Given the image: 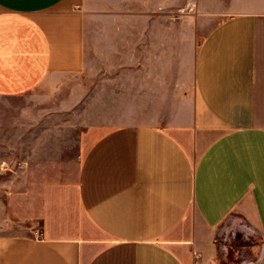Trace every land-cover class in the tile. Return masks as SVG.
Instances as JSON below:
<instances>
[{"label":"crops","instance_id":"0c3cea01","mask_svg":"<svg viewBox=\"0 0 264 264\" xmlns=\"http://www.w3.org/2000/svg\"><path fill=\"white\" fill-rule=\"evenodd\" d=\"M31 92L19 145L50 180L0 225V264H222L229 226L260 243L239 264H264V0H0V101Z\"/></svg>","mask_w":264,"mask_h":264},{"label":"rangeland","instance_id":"374dc122","mask_svg":"<svg viewBox=\"0 0 264 264\" xmlns=\"http://www.w3.org/2000/svg\"><path fill=\"white\" fill-rule=\"evenodd\" d=\"M223 4L218 3V6ZM82 78V76L75 77L72 82L66 83L56 99L58 145L57 155L53 156H57L59 160H67L75 152L77 129L72 124H80L83 121V99L80 96L84 85ZM33 97L34 92H31L22 97L0 101V225L4 222L7 225L16 222L29 223L37 196L35 192L41 184L50 180L36 177L40 173V167H36L37 163L34 162L31 153L33 147L19 145V137L24 139L23 129H18L17 124L21 116L20 111L26 108V121H32L35 105ZM25 133L28 144V138H31L33 130H25ZM50 157V153L45 157L43 155V159L48 160ZM39 163L40 161L38 165ZM5 229L17 234L23 231L29 232V229L22 230L11 226H6ZM217 239L220 250L219 260L222 264H239L244 256L249 257V254L242 253V249L256 250L260 244L256 239L252 241L243 239L237 233V229L230 226L227 230H223Z\"/></svg>","mask_w":264,"mask_h":264}]
</instances>
